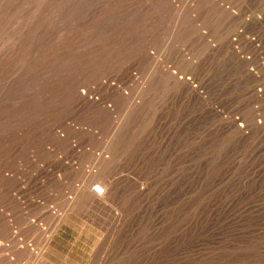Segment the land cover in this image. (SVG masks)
<instances>
[{
    "label": "rangeland",
    "instance_id": "rangeland-1",
    "mask_svg": "<svg viewBox=\"0 0 264 264\" xmlns=\"http://www.w3.org/2000/svg\"><path fill=\"white\" fill-rule=\"evenodd\" d=\"M0 264H264V0H0Z\"/></svg>",
    "mask_w": 264,
    "mask_h": 264
},
{
    "label": "built area",
    "instance_id": "built-area-1",
    "mask_svg": "<svg viewBox=\"0 0 264 264\" xmlns=\"http://www.w3.org/2000/svg\"><path fill=\"white\" fill-rule=\"evenodd\" d=\"M91 192L97 197H102L105 194L103 187L99 184L93 185L91 187Z\"/></svg>",
    "mask_w": 264,
    "mask_h": 264
},
{
    "label": "bare ground",
    "instance_id": "bare-ground-1",
    "mask_svg": "<svg viewBox=\"0 0 264 264\" xmlns=\"http://www.w3.org/2000/svg\"><path fill=\"white\" fill-rule=\"evenodd\" d=\"M114 1V0H113ZM79 3V2H78ZM110 4H112V3H110ZM71 5V4H70ZM98 7V6H97ZM43 12V11H42ZM98 13V12H97ZM99 13H100V11H99ZM94 14V13H93ZM96 14V13H95ZM90 15V14H89ZM97 15H99V14H97ZM93 19H94V17H93ZM89 21V20H88ZM85 23V22H84ZM86 23H87V21H86ZM97 197V196H96Z\"/></svg>",
    "mask_w": 264,
    "mask_h": 264
}]
</instances>
